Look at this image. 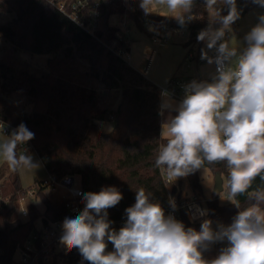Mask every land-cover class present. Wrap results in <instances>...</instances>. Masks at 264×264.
Wrapping results in <instances>:
<instances>
[{
	"label": "trees",
	"instance_id": "trees-1",
	"mask_svg": "<svg viewBox=\"0 0 264 264\" xmlns=\"http://www.w3.org/2000/svg\"><path fill=\"white\" fill-rule=\"evenodd\" d=\"M76 1L0 0V118L16 128L23 123L35 134L29 142L49 175L59 179L67 175L80 177L82 210L84 193L116 187L123 199L108 209V219L118 224L126 218L125 210L134 205L136 190L141 187L163 209L170 206L155 159L159 146L165 142L162 124L176 112L162 106L160 87L118 54L130 51L132 39L122 36L110 19L127 17L140 31H145L150 22L155 29L166 25L180 28L188 32L186 45L190 52L203 43L198 42L197 35L209 26V17L204 0H195L192 12L197 18L185 26L157 13L145 14L139 0H93L99 1L100 15L91 30L86 28L92 19L87 8L80 16L85 23L82 26L58 7L60 2L68 7ZM237 4L247 11L258 7L252 0H237ZM222 14H227L226 6ZM22 53L51 57L46 69L37 70L22 60ZM71 60L86 65L87 85L64 77V73L70 75ZM109 90L119 91L116 105H105ZM98 122H113V129L104 133ZM203 168L228 180L225 163H205ZM7 169V177L0 182V264H16L15 252L37 231L36 221L41 219L43 226L48 227L68 218L69 199L64 196L54 203L46 196L49 187L43 186L42 180L26 189L19 170L12 172L8 166ZM199 171L177 180L180 187L187 181L192 192L201 198ZM259 188H264V180L257 177L251 188L230 204H220L218 195L204 201L207 216L200 222L190 223L185 217L181 222L197 231L206 218L230 225L239 211L235 205L241 210L248 207L249 198ZM29 192L44 203L45 210L38 214L32 202L30 217L23 221L16 212L22 198L33 197ZM5 198L9 200L6 202ZM223 247L214 243L203 255L213 259ZM107 250H113L111 243ZM62 257L67 264H89L78 249L62 253Z\"/></svg>",
	"mask_w": 264,
	"mask_h": 264
},
{
	"label": "clouds",
	"instance_id": "clouds-1",
	"mask_svg": "<svg viewBox=\"0 0 264 264\" xmlns=\"http://www.w3.org/2000/svg\"><path fill=\"white\" fill-rule=\"evenodd\" d=\"M145 14L154 5L167 8L181 26L197 17L195 0H139ZM264 7V0H252ZM209 26L198 42L201 59L216 71L211 81L193 80L185 86V96L174 116L162 124L165 142L158 148L155 166L175 180L195 173L205 163H225L227 189L233 198L246 193L253 181L264 180V15L246 34L241 50L225 39L240 18L237 0H204ZM227 14H222L223 7ZM219 27H214V25ZM215 50V56L209 51ZM164 107L171 108L166 103ZM35 134L23 123L0 142V159L9 170L36 169L38 164L23 147ZM123 199L114 186L83 194V211L65 218L60 243L68 252L78 249L89 264H264V188L256 189L250 205L239 211L230 225L212 227L204 219L200 230L185 225L151 199L141 187L135 203L128 207L126 222L117 231L108 219V209ZM175 208L173 198L169 200ZM207 216V210L201 211ZM227 242L213 259L203 253L216 242ZM108 243L113 246L108 251Z\"/></svg>",
	"mask_w": 264,
	"mask_h": 264
},
{
	"label": "rangeland",
	"instance_id": "rangeland-1",
	"mask_svg": "<svg viewBox=\"0 0 264 264\" xmlns=\"http://www.w3.org/2000/svg\"><path fill=\"white\" fill-rule=\"evenodd\" d=\"M207 14V12H206ZM264 15V7H255L250 9L244 15L232 25V32L227 33L225 39L230 41L231 46L239 47L241 50L246 46L245 36L259 22V16ZM208 16V14H207ZM123 19V20H122ZM118 16H113L111 18L112 26L120 29V34L125 37L132 39V53L133 61L135 63L134 68L136 70L142 69L148 60L147 49L153 48L156 49V55L153 59L149 77L151 81L154 82L157 86L163 87L173 76H195L201 81H211L212 76L215 74V64L209 65L206 60L191 61L188 56L189 47L186 45L189 35L187 31L180 33L178 35L170 36L166 46L159 47L158 44H154L151 41L149 36V31L152 28L147 27L145 31H140L136 28L135 25L127 18H122ZM122 20V21H121ZM122 35V36H123ZM206 44L203 42L201 46L195 45L192 52L195 55L201 57V49H205ZM215 50L209 51V56H213ZM22 60L28 63L33 69L44 70L47 68L48 59L51 55H31L27 53L21 54ZM69 74H63L67 79H73L82 85H87L84 81L85 72L87 71L86 65L82 64L79 61L71 60L69 62ZM62 75V73H59ZM119 100V91L118 90H109L107 91V100L105 105H116ZM170 99L161 98V103H167ZM171 101H176L180 103L181 101L172 99ZM179 105V104H176ZM100 130L104 133H108L113 129V122H98ZM7 139V137L0 133V142ZM22 147L18 148V151H21ZM33 161L38 164L36 169H20L19 176L21 179V184L24 188H29L35 185L36 180H44L49 174L40 161L38 155L34 150L30 149L29 153ZM8 175L7 165L0 159V182L5 179ZM199 176L201 178L203 194L201 198L203 201L210 200L214 198V185H215V175L209 168H203L199 171ZM224 186H227V177H222ZM76 185L80 186L81 181L79 176H75ZM183 189L188 195L194 194L190 189L187 181L183 184ZM65 190L61 187L48 188L46 191V196L54 203L61 201L65 196ZM30 198V199H29ZM218 202L220 204H230L233 202V197L229 195L228 191L218 195ZM21 201V200H20ZM32 202L34 205H38V208L42 211L45 208L44 203L34 195L33 197L26 198L25 206H31ZM21 205L18 204V210L16 216H20ZM30 208V207H29ZM37 208V207H36ZM37 209L38 214H41L40 210ZM23 221L28 220L27 218H22ZM36 224L40 226V219L36 221ZM218 225H223L220 222L213 223V229H216ZM226 226V225H225ZM222 244L224 247L227 245V242H216ZM17 257V256H16ZM50 263L57 264H67L65 259L62 257V253H56L52 257H49Z\"/></svg>",
	"mask_w": 264,
	"mask_h": 264
},
{
	"label": "built area",
	"instance_id": "built-area-1",
	"mask_svg": "<svg viewBox=\"0 0 264 264\" xmlns=\"http://www.w3.org/2000/svg\"><path fill=\"white\" fill-rule=\"evenodd\" d=\"M58 7L66 12L70 18L73 20L80 22L82 26H85V23L81 20L82 12L87 8L89 13L92 16L91 22L86 25L87 29L93 30L95 23L98 22L99 18V1L93 0H77L71 6H66L65 3H58ZM147 26L151 27L153 32L151 41L154 44H158L159 47L166 46L168 42V38L170 36L183 33L184 30L166 25L161 27L160 29H155L153 23H147ZM156 49L150 48L148 55V60L145 66L138 70L144 77L151 79L149 77L150 68L153 62V59L156 55ZM119 55L122 56L131 66L134 67L135 63L133 61V53L132 46L130 45V51L124 52L119 51ZM215 52L213 56H215ZM188 58L191 61H203L199 55H195L192 51L187 53ZM216 71V65H215ZM193 80L199 81L195 76H174L170 79V81L163 87H160V97L163 99H174L182 101L185 96V86L188 85ZM16 127L8 124L4 120L0 118V133L7 136L10 135ZM22 151L23 147L27 150V153L30 149H32L31 143L28 141L25 145H21ZM161 176L163 178L164 184L167 188L169 198H173L175 202V208L171 205L164 209L166 215H173L175 219L178 221H182L184 217L190 223L200 222L204 216L201 215V211L204 210V201L195 193L192 195H188L183 186L180 187L178 184V180H175L174 177H170L167 175L166 171L161 168ZM43 186H48L49 188L55 189L56 187H61L65 190V196L69 199L67 202V209L69 212L68 218H75L80 212H82V208L79 203V198L82 196V188L81 185L77 186L75 177L72 175H67L63 178H57L54 175H49L46 179L42 180ZM224 186V184H223ZM176 188L177 192H173V189ZM224 191H228L227 186H224ZM178 192H182L179 196ZM29 195L33 196V193L29 192ZM6 202L9 198L4 199ZM26 198H22L19 204L20 208V216L19 218H27L30 217V212L28 207L25 206ZM126 218L122 219L118 224H112V227L117 231L124 225L126 222ZM64 220H59L52 222L48 227L42 226L37 228V231L34 232L32 237L27 240L22 246L17 248L15 252L14 260L16 264H50V256L52 257L56 253H66V248L64 245L60 243V238L63 234V224ZM0 253L2 250L0 249ZM17 256V257H16Z\"/></svg>",
	"mask_w": 264,
	"mask_h": 264
},
{
	"label": "crops",
	"instance_id": "crops-1",
	"mask_svg": "<svg viewBox=\"0 0 264 264\" xmlns=\"http://www.w3.org/2000/svg\"><path fill=\"white\" fill-rule=\"evenodd\" d=\"M152 11H154L153 13H157V14H159V15H162V16H165V17H167V18H172V17H170V16H168V15H170L171 13H169V11L167 10V8L166 7H164V6H160V5H154L153 6V8H152ZM247 13V12H246ZM192 14H193V12H192ZM194 15V14H193ZM172 19H174V18H172ZM123 20V19H122ZM121 20V21H122ZM110 23H111V19H110ZM112 24V23H111ZM112 25H114V24H112ZM117 27H119V26H117ZM147 27H149V26H147ZM151 28V27H150ZM152 32H153V30H151V31H149L148 33H149V36H151V34H152ZM123 35V34H122ZM176 35H178V34H176ZM124 36V35H123ZM174 36V35H173ZM125 37V36H124ZM150 50V47L147 49V52ZM174 77V76H173ZM184 77H188V76H184ZM197 78V77H196ZM151 80V79H150ZM199 81H201V79H198ZM170 81V80H169ZM168 81V82H169ZM167 82V83H168ZM172 99H170V101H168L167 103H169V104H171V108H173V109H175V107L176 106H178V105H176V104H179L178 102H176V101H171ZM179 101V100H178ZM166 103L165 102H163L162 103V106L164 107V105H165ZM165 108H168V107H165ZM161 131H162V128H161ZM165 138V137H164ZM17 151H18V149H17ZM21 151H22V149H21ZM21 151H18V153L19 152H21ZM29 153V152H28ZM36 153V152H35ZM36 181H38V180H36ZM35 181V182H36ZM36 207H37V209H39L38 208V205H36ZM28 209H29V212H30V208L28 207ZM40 210V209H39ZM44 210H45V208L41 211L40 210V212L41 213H43L44 212ZM43 226V223H42V220L40 219V226L39 225H37L36 224V227L37 228H40V227H42Z\"/></svg>",
	"mask_w": 264,
	"mask_h": 264
},
{
	"label": "water",
	"instance_id": "water-1",
	"mask_svg": "<svg viewBox=\"0 0 264 264\" xmlns=\"http://www.w3.org/2000/svg\"><path fill=\"white\" fill-rule=\"evenodd\" d=\"M237 8L240 12V16L244 15L247 10L240 4H237ZM224 182H223V178L220 174H216L215 175V185H214V194L215 195H219L222 193L224 186H223Z\"/></svg>",
	"mask_w": 264,
	"mask_h": 264
}]
</instances>
